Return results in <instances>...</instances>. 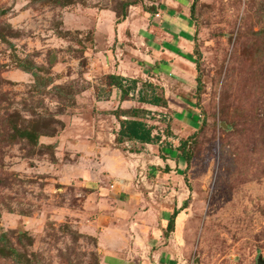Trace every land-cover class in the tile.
Masks as SVG:
<instances>
[{
  "label": "rangeland",
  "instance_id": "rangeland-1",
  "mask_svg": "<svg viewBox=\"0 0 264 264\" xmlns=\"http://www.w3.org/2000/svg\"><path fill=\"white\" fill-rule=\"evenodd\" d=\"M150 1L0 0V264L100 263L81 210L93 181L105 184L107 159L123 170L141 162L123 157L133 145H111L116 108H97L114 88L103 55L112 48L108 29L100 25L98 45L96 23ZM194 14L200 118L194 133L176 135V144L188 140L190 160L185 190L169 195L187 204L177 225L183 264H257L264 258V0H198ZM164 114L149 116L165 135L169 127L159 122L171 116Z\"/></svg>",
  "mask_w": 264,
  "mask_h": 264
},
{
  "label": "crops",
  "instance_id": "crops-1",
  "mask_svg": "<svg viewBox=\"0 0 264 264\" xmlns=\"http://www.w3.org/2000/svg\"><path fill=\"white\" fill-rule=\"evenodd\" d=\"M193 2L194 0L150 1V7L140 5L128 10L127 16L120 22H117L118 18L113 13L98 17V45L101 37L99 27L104 23L108 29V41L114 48L106 50L108 53L103 51L108 74L138 79L140 82L136 91L122 100L120 90L112 87V93L106 100L98 101L97 108H141L150 112H169L171 116L169 123L159 122L169 127L164 135L157 131L154 123L158 122H153L154 118L146 115L149 116L146 121L154 126L153 134L160 136L158 142L122 143L125 147H130V144L135 147L133 151L128 148L122 152L125 160L137 155L141 162L139 167L123 170L107 159L101 174L106 177L107 185L97 180L92 183L95 188L81 210L82 231L95 237L99 264L184 263V250L178 244L183 237L182 232L178 237L181 224L179 229L177 227L179 217L182 215L184 218V204L182 198L171 201L169 195L174 197L185 190L184 169L187 162L180 155L174 157L169 152L170 147L167 148L162 143L166 138V146L173 142V150L178 151L176 135H180L182 139L194 133V126L199 119L193 111L196 79L199 75L194 53L196 22L191 15ZM144 82L153 84L154 89H145L143 92L154 90L163 97L165 104L152 105L138 101V91ZM111 117V145H115L120 124L114 115L111 114ZM116 149L121 151L118 147ZM174 211L179 212L174 218V229L168 230V220L172 218Z\"/></svg>",
  "mask_w": 264,
  "mask_h": 264
},
{
  "label": "trees",
  "instance_id": "trees-1",
  "mask_svg": "<svg viewBox=\"0 0 264 264\" xmlns=\"http://www.w3.org/2000/svg\"><path fill=\"white\" fill-rule=\"evenodd\" d=\"M198 0H194L192 6H191V15L193 19L195 20V3ZM131 5V4H128ZM128 7V6H127ZM127 16L126 14L122 15V17H117V22H120L122 19H124ZM196 22V21H195ZM197 51V46H195V55ZM197 70H199V61L195 60ZM109 85L111 87H115L121 92V100L126 99L130 96V93H134L137 89V84L140 82L138 79H127L120 75L115 74H109ZM197 86H196V94L200 91V85L201 81L199 78V75L197 76ZM141 89L138 91L139 102H144L152 105H159L160 103H164L165 101L162 96L158 95L154 92V90H151V92H143L149 89H154L153 84L151 83H142ZM150 111L141 109V108H131V109H121L117 108L113 110L110 114L114 115L117 120L119 121L120 128L116 132V138L115 142L116 144H122L126 141H135L142 144H154L160 140V136L153 134L154 126L150 125L146 121V115L149 114ZM126 117V118H125ZM200 118V116H199ZM16 133V132H15ZM17 135V134H16ZM18 136H23V134H19ZM187 139L182 140L177 148L179 151V155L184 158V160L188 163L190 160V155L187 153L185 146L187 144ZM186 202L183 205V209L186 208ZM178 211H174L172 218L168 224V230L174 229V218L178 214Z\"/></svg>",
  "mask_w": 264,
  "mask_h": 264
},
{
  "label": "water",
  "instance_id": "water-1",
  "mask_svg": "<svg viewBox=\"0 0 264 264\" xmlns=\"http://www.w3.org/2000/svg\"><path fill=\"white\" fill-rule=\"evenodd\" d=\"M257 264H264V258L263 257H259L257 260Z\"/></svg>",
  "mask_w": 264,
  "mask_h": 264
}]
</instances>
